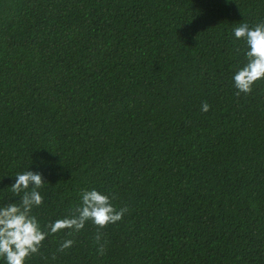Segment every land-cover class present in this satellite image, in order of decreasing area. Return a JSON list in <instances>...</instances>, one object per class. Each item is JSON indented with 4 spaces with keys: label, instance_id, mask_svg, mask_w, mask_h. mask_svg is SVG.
Segmentation results:
<instances>
[{
    "label": "trees",
    "instance_id": "16d2710c",
    "mask_svg": "<svg viewBox=\"0 0 264 264\" xmlns=\"http://www.w3.org/2000/svg\"><path fill=\"white\" fill-rule=\"evenodd\" d=\"M260 22L264 0H0V207L29 170L42 228L83 190L127 208L104 255L88 223L26 264H264V80L233 81Z\"/></svg>",
    "mask_w": 264,
    "mask_h": 264
},
{
    "label": "clouds",
    "instance_id": "9594fccd",
    "mask_svg": "<svg viewBox=\"0 0 264 264\" xmlns=\"http://www.w3.org/2000/svg\"><path fill=\"white\" fill-rule=\"evenodd\" d=\"M234 36L243 43L245 61L233 76L234 88L237 89L235 94L239 97L241 94H250L253 85L264 80V22L252 27L247 23L241 24L234 29ZM209 110L210 105L203 103L201 111ZM15 177V183L10 188L12 196L18 197V202H9L0 207V259L5 264H26L29 257L40 252L48 236L61 232L73 236L88 223L97 230L94 241L98 245V253L105 254L102 230L120 221L127 212V208H115L112 203L114 194L110 197L96 189L83 190L79 205L67 217L49 222L42 228L37 217L32 214L33 209L44 202L39 191L45 182L42 174L26 170ZM73 244V239H65L58 251L63 252Z\"/></svg>",
    "mask_w": 264,
    "mask_h": 264
}]
</instances>
